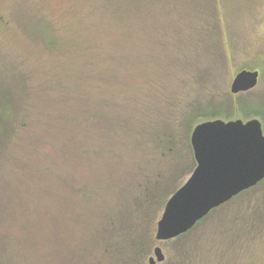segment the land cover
I'll return each mask as SVG.
<instances>
[{
  "label": "rangeland",
  "instance_id": "374dc122",
  "mask_svg": "<svg viewBox=\"0 0 264 264\" xmlns=\"http://www.w3.org/2000/svg\"><path fill=\"white\" fill-rule=\"evenodd\" d=\"M0 17V84L18 99L0 133V264H148L156 247L159 264H264V185L155 238L207 115L264 132V0H0ZM243 70L258 85L234 95ZM132 238L151 244L142 263Z\"/></svg>",
  "mask_w": 264,
  "mask_h": 264
},
{
  "label": "water",
  "instance_id": "95a60500",
  "mask_svg": "<svg viewBox=\"0 0 264 264\" xmlns=\"http://www.w3.org/2000/svg\"><path fill=\"white\" fill-rule=\"evenodd\" d=\"M259 77L258 71H241L232 83L231 93L253 90ZM191 146L197 166L167 201L157 223L158 242L187 234L212 211L264 181V132L258 119L200 123L192 132ZM153 253L148 264L165 261L161 247Z\"/></svg>",
  "mask_w": 264,
  "mask_h": 264
},
{
  "label": "trees",
  "instance_id": "16d2710c",
  "mask_svg": "<svg viewBox=\"0 0 264 264\" xmlns=\"http://www.w3.org/2000/svg\"><path fill=\"white\" fill-rule=\"evenodd\" d=\"M4 19L2 18V17H0V25H3L4 24ZM112 77H114L113 75H112ZM14 81H18V78L16 77L15 78V80ZM17 106H18V99L16 98V95L15 96H12L11 94H10V90H9V88L7 87V86H5L4 84H0V133H1V136H3V131L7 128V130H10L9 128H8V125H9V123H10V119H9V117L11 116V113H13L12 111H13V109H17ZM253 112V114H255V115H262V113H264L263 112V110H253L252 111ZM219 117H222V114H220V113H217L216 115H207L205 118L206 119H218ZM226 118V117H225ZM228 118V117H227ZM125 119V121L124 122H126V119H131L132 120V118L130 117V118H128V117H126V118H124ZM145 120H143V122H140L139 121V127L141 126V131H143L142 133L144 134H146L147 136H149V135H152L153 136V134H154V132H153V130L155 129V128H159V126L160 125H162L161 124V118H159L158 119V117H156V116H152V115H148V116H146L145 118H144ZM126 123H129L130 125H134L135 123H134V121L132 120V122H129V121H127ZM143 123V124H142ZM194 123H196V121H194V122H192V124H194ZM120 124V123H119ZM142 124V125H141ZM121 125V124H120ZM170 125V124H169ZM129 126V125H128ZM172 130H174L173 128H172V126H168V128L166 129V132H168V133H173V131ZM162 131V130H161ZM21 133H22V130H21V128H14V129H12V134H13V136L14 137H18L19 135H21ZM148 133V134H147ZM0 136V137H1ZM11 137V136H10ZM9 137V138H10ZM262 185H264V181L263 182H261L259 185H257L255 188H252V189H250V190H248V191H245V192H243L242 194H240V195H238L237 197H235L233 200H231L229 203H227V204H225L223 207H225V206H228V205H230L231 203H233L236 199H238L239 197H242L243 195H246V194H248V193H250L251 191H253V190H255V189H257V188H259V187H261ZM181 188V187H180ZM179 188V189H180ZM177 191V190H176ZM175 191V192H176ZM174 192V193H175ZM173 193V194H174ZM172 194V195H173ZM171 198V197H170ZM216 210H218V209H215L214 211H212L210 214H212L213 212H215ZM209 214V215H210ZM208 215V216H209ZM207 216V217H208ZM206 217V218H207ZM205 218V219H206ZM205 219H203L201 222H199L196 226H198L199 224H201ZM195 226V227H196ZM194 227V228H195ZM193 228V229H194ZM148 230L150 229V227L149 228H147ZM192 229V230H193ZM191 230V231H192ZM190 231V232H191ZM190 232H188L187 234H185V235H183V236H181V237H179V238H177V239H175V240H182L183 238H185L186 236H188L189 235V233ZM144 235L146 236V233H144ZM150 235H151V233H150ZM147 236H148V233H147ZM151 237V236H150ZM131 240V251H129L128 250V253H134L133 254V256L135 257V258H137V257H140L141 258V263L142 262H144L145 260H146V258H147V256H148V254H149V252H150V250H151V244L150 243H145V242H143L142 243V245L140 246L139 245V243L137 242V240L136 239H134V238H132V239H130ZM125 254H127V253H125ZM121 254H117L116 255V257L118 258L119 256H120ZM116 257H115V259H116ZM140 264V263H139Z\"/></svg>",
  "mask_w": 264,
  "mask_h": 264
},
{
  "label": "flooded vegetation",
  "instance_id": "af4514ba",
  "mask_svg": "<svg viewBox=\"0 0 264 264\" xmlns=\"http://www.w3.org/2000/svg\"><path fill=\"white\" fill-rule=\"evenodd\" d=\"M259 79H260V77H259Z\"/></svg>",
  "mask_w": 264,
  "mask_h": 264
}]
</instances>
